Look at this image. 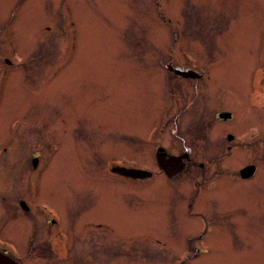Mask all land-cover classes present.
<instances>
[{
    "label": "rangeland",
    "instance_id": "rangeland-1",
    "mask_svg": "<svg viewBox=\"0 0 264 264\" xmlns=\"http://www.w3.org/2000/svg\"><path fill=\"white\" fill-rule=\"evenodd\" d=\"M171 62L205 67L215 81L170 75ZM263 70L264 0H0V239L19 248L26 264H264V192L237 180L254 164L264 183ZM219 112L232 122L215 120ZM160 124L165 144L190 150L206 175L229 169L221 195L209 190L219 185L212 176L195 184L199 167L196 175L187 169L173 181L139 184L103 173H110L105 160L154 171ZM170 128L179 132L169 136ZM51 136L58 151L39 173L41 205L55 206L64 222L93 218L115 230L108 237L92 231L89 242L67 229L76 246L67 263L29 260L30 245L19 247L29 222L38 228L32 247L53 245L40 213L17 205L27 163L54 144ZM104 148L116 152L100 157ZM99 195L95 210L84 211ZM197 200L200 216L218 222L216 235L205 238L213 250L186 247L200 230L199 221L191 229L187 212ZM223 208L231 211L230 233L219 223Z\"/></svg>",
    "mask_w": 264,
    "mask_h": 264
},
{
    "label": "flooded vegetation",
    "instance_id": "flooded-vegetation-1",
    "mask_svg": "<svg viewBox=\"0 0 264 264\" xmlns=\"http://www.w3.org/2000/svg\"><path fill=\"white\" fill-rule=\"evenodd\" d=\"M7 57H6V59H7ZM4 58L5 57H2V61L4 60ZM6 62L10 63V65L9 64L8 65L11 67L16 65L17 68L19 66H21L20 64L22 63L21 61L11 62L8 60H6ZM171 63L172 64L167 67L170 75L174 74L180 78L202 81L201 83L203 86H206L207 84L213 85V82L215 81V77L212 76L211 71L209 69L205 70V67L194 66V67H190L191 69H188L189 67H186L187 70H181V69L175 67L173 62H171ZM196 63H197V61H196ZM205 65L208 68L211 67L207 64H205ZM263 75H264V70H263ZM262 79H264V78H262ZM53 89H55V87H53ZM239 96H241V94H239ZM249 96H251L250 93H249ZM249 100L253 101V98H250ZM261 106H262V110H264V104ZM219 114H220V112L217 113L216 117H215V120H217L219 123H224V122L225 123H231L232 122V117L228 120L223 121L220 118H218ZM72 129H75L73 127V125H71V130ZM174 131L179 132L178 130L170 128L168 130V135L173 136ZM71 133L72 132H70L69 136H72ZM166 133H167V130L165 128V125L160 124L157 133L154 135L155 139H156V143H155L153 151H152V159H153L152 167H154V171H152V170L149 171V170H146L145 168L141 169L138 167H134L135 164H132V166H123L120 164L119 161H118L119 164L116 162H112L111 164L110 163L108 164V160H105V166L109 167L110 173L108 171H105L103 173H107V174L112 175V176H116V177H120V178H123L126 180H130V182L132 181L133 184H139L141 181H144V180H147V181L150 180L151 181L152 178L155 176L160 177L162 179H163V177H165L169 181H173V179H175V178L181 176L183 173H185L187 169H188V171H190L191 174L194 173L196 175L197 169H195V167H199V169L201 170V173L197 174L198 178H197V183H195V184L199 185L198 187H200V186H202V182H203L204 178H208V177L212 176L215 180L213 182V184L214 185L219 184V185H217L216 188L209 189V190L212 191L213 194L216 193V194L221 195V193H219V192L222 191V184H220L219 181H221V177L224 178L227 175L229 169L225 168V171H224L223 169L220 170V168L217 167V169L215 168L213 174L208 172V175H206V173H204V172L208 169V167L205 166L204 163L196 162V161L194 162L192 152L190 150H187V149L183 150V149H181L175 145H173V147L171 148L170 146L165 144L166 142L164 141V135ZM256 134L259 135L260 133H256ZM261 138L262 137L259 136V140H260L259 144H260V147L262 148V151L260 153V158L264 159V139L261 140ZM55 139H56V141H55ZM49 140H52V142L54 144L48 142L49 145L42 147V149H39V151L38 150L34 151L31 158H30L29 163H27L28 167H27L26 175H24L25 176L24 180L21 179V182L24 183L25 186L23 187V192L20 193L19 196L17 197V205L20 207V209L24 213H29L30 211H32V212L37 211L40 213L41 217L44 218V224L47 228L48 236L51 238L50 241L52 242L53 245L51 246V245H47L46 243L41 242L39 245L32 247L33 241L31 240V237L32 238L35 237L34 235L36 234V232L38 233V228L36 229V227L33 226L32 224H30V222H29L28 228L30 230L26 232L28 235V239H26V240L23 239L21 242V246H19V247H22L24 245H25L24 247H26V246L30 245V247L28 248V250L26 252V255L28 256L29 260L42 259V260H52L53 261L55 259L58 263H61V262L67 263V262H69L70 255H71L70 250H76V246L75 247L72 246L71 232L73 234L72 238H74V239L77 238L79 240L80 235L86 234L84 237V240L86 239V241L91 242L95 237V235L92 231H94V232L99 231L104 236L108 237L107 235H105V233L109 232L115 236V230L110 225H108L107 222H105L103 220H96L93 218H87V219L79 220L78 218L69 215L70 221L64 222L63 221L64 218L62 217L61 213L59 214V212L57 211L55 206L49 205V207L47 208L46 206L41 205V203L44 201L42 198H40V196L42 195L43 186L38 181L39 173H44L47 170V168L50 166L51 161L53 160V158L55 157V155L58 151L57 138H55L54 136H51V138ZM105 149L106 148L102 149V151H100V150L98 151V155L100 157H102L101 154H104V153L107 154V153L116 152L113 150L103 152V150H105ZM88 150L90 151L89 148H88ZM228 150H230V147L228 148ZM231 152L232 151H228V153H231ZM103 157L105 159L107 158V156H103ZM157 157L160 159H161V157H163V158L165 157V160H168L169 158H180L179 163H181V165L185 164L184 172L176 175L173 178H169L166 175V173L158 165ZM188 166H191V168ZM249 166L255 167L254 168V174L248 178L241 177V175H240L241 170H243ZM257 167L258 166L254 165V164H249V165L245 166L244 168L240 169V171L238 173L239 177L237 180L240 182L241 185L249 184L246 186H249L248 188L249 189L251 188L250 190H255L257 187H259L256 190H259L260 192H262V191L264 192V183H262V181H260L259 170L257 172ZM117 168H123V169H127V170L147 171V172L151 173V177L144 179V180L133 179L131 177L123 176V175H120L116 172H113V170L117 169ZM219 175H220V177H219ZM233 179H235V176H233ZM257 180H259L260 181L259 183H261V184L254 185V186L250 187V185L255 184V182ZM161 181H163V180H161ZM224 181H227V177ZM12 186L16 189L17 187L20 186V184H18V185L13 184ZM12 190L14 191V193H18L14 189H12ZM7 198H9V197H7ZM3 200H6V198L4 197ZM97 200L93 204L84 205V211L95 210V207L98 206V204L101 201V195H99ZM222 201H223V199H222ZM39 204L41 205V207ZM33 206H34V208H33ZM187 206H188L189 210H187V209L186 210L189 213V216L191 217V220H192V223L190 224L191 229L194 231V223H197V221H199L200 230L197 233L189 235L186 238V240L188 238H190L188 240V242L186 243V247L188 248V250H195V251L196 250H213L212 246H210V244L208 242H205V238L213 237L216 235L217 228L215 227V225L218 222H216L210 216H207V217L200 216V215L205 214V213H202V211L199 209V207L201 205H199L198 200L196 201L195 204L190 202ZM91 207H94V208H91ZM223 209L225 210V208H223ZM192 211L195 212L193 214V217H192V213H191ZM220 212H222V213L219 214ZM220 212L218 213V216H220L219 223L224 225V226H222L223 228H227L224 230V232L230 233V232L234 231L232 223H231V219H230L231 218L230 208H228V212L226 211L227 212L226 214L224 211H220ZM225 226H227V227H225ZM67 229H69L71 232H69ZM86 236H89V237L86 238ZM96 236H97V238H99V234ZM29 238H30V240H29ZM186 240H185V242H186ZM151 242H154L151 244L154 245L155 247H157L155 249L160 250L159 247L164 246V248H163L164 250H169L167 245L163 242H159V240L158 241L152 240ZM185 242H184V244H185ZM159 243H161L163 246H160ZM81 244H79V247H80L79 250H86V249H82V248H89L87 246V244L86 245L83 244V247ZM198 254H199V252H196V255H198ZM22 255L23 254H21V250H19V248L16 249L11 243L6 242L5 239H3V238L0 239V264H9V263L26 264L23 262L25 259L22 257Z\"/></svg>",
    "mask_w": 264,
    "mask_h": 264
},
{
    "label": "water",
    "instance_id": "water-1",
    "mask_svg": "<svg viewBox=\"0 0 264 264\" xmlns=\"http://www.w3.org/2000/svg\"><path fill=\"white\" fill-rule=\"evenodd\" d=\"M231 117H232L231 114L228 112L220 113L218 116V118H220L221 120H228ZM227 138L229 141L233 139L232 136H228ZM157 160H158V165L169 178L175 177L176 175L182 173L185 169V164L181 165V163H179L180 158H169L168 160H165V157L164 158L161 157V159L157 157ZM254 168H255L254 166H249L241 170L240 172L241 177L243 178L251 177L254 174ZM113 172H116L123 176L131 177L133 179H140V180H144L151 177V173L141 170H127L123 168H117L114 169Z\"/></svg>",
    "mask_w": 264,
    "mask_h": 264
}]
</instances>
